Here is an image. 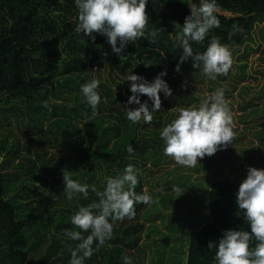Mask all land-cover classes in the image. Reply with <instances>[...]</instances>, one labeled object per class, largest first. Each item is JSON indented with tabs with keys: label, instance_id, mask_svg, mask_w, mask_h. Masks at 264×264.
<instances>
[{
	"label": "trees",
	"instance_id": "trees-1",
	"mask_svg": "<svg viewBox=\"0 0 264 264\" xmlns=\"http://www.w3.org/2000/svg\"><path fill=\"white\" fill-rule=\"evenodd\" d=\"M190 3L199 6L200 0H147L148 28L150 30L162 28L164 31L159 34L154 44L149 43L146 38H141L133 44L129 43L124 50L126 58L120 59L119 55L112 51L107 37L93 33L95 36V42H93L91 37L75 31L79 23V10L74 0H0V104L17 100H41L42 92L52 88L56 89L57 85H62L61 81H64L63 84L65 83L67 88L76 91L75 102L78 103L83 95L81 85L88 82L86 78L92 77L91 71L100 73L101 68L109 69V80L111 79L115 84H117L114 77L116 74L122 79L125 74H135L143 76L149 82L165 71L166 73L184 71L198 74L202 67L193 69L191 58L180 65L179 72L175 70L182 55V49L174 47L172 38L181 31L185 17L190 15L188 5ZM216 3L220 8V12L217 13L220 27L210 30L202 44L193 42L194 53L206 51L213 37L218 38L221 44L240 45L245 40V36L250 34L254 28L256 20L264 19V0H216ZM173 22L181 27L175 26ZM233 24L241 26L244 32L236 34L230 40L228 33L232 30ZM148 61H151L152 65L145 67ZM167 76L168 74L163 77ZM96 78L101 81L98 89L101 102L97 107L98 114L95 118H89L91 108L87 102L83 104V109H76L75 112L62 110L71 121L73 118H85L86 130L98 131L97 133L101 131L99 133L100 145L92 157L103 170L108 172V176L107 174L101 176L105 186H102L101 180L96 179L95 176L85 180V183L89 185V192L87 199L83 197V194L78 199V205L82 207L98 202L99 198L92 191L93 187L98 191H103L107 178L121 175L127 165H134L133 160L137 159L135 167L140 169L152 158V155L156 156L161 151L160 145L146 138V132H136L134 124H130L125 129L126 136H119L117 144L109 147V137L111 134L118 133L123 121L127 120V112L123 105L120 107L117 103L118 98L114 89L107 82L102 81L99 76ZM125 88L128 89L126 86ZM63 90L62 88L60 96L73 93ZM160 96L161 100L166 99L163 93H160ZM146 101L151 106L152 101ZM167 105L173 107L174 102ZM103 109L110 113L116 110L120 118L115 115L111 117L120 119L121 122H110L107 127H104V118L110 114L103 113ZM158 115L161 116V114ZM57 126V131L62 132L68 141H71L73 133H76V138L81 139V143L86 139L76 124L63 118L57 121ZM69 130L73 132L71 135L68 133ZM94 140L92 136L89 141L92 144ZM258 141L264 149V118L259 128ZM76 144L77 142L74 141L72 146ZM129 145L134 149L131 155L127 151ZM150 148H155L154 153L149 151ZM86 155L82 151L77 152V157L80 159H85ZM52 159L48 160V156H45L43 164L50 165ZM68 159L74 162L71 155H68ZM110 161L112 163L119 161V167L116 168L112 163L109 164ZM6 164V159L0 163V264H31L32 259L27 249L29 238L26 234L29 222L19 212L21 208H19L16 197L8 198L9 189L4 173ZM153 164L157 166L158 160L155 159ZM68 170L75 179L78 175L76 168H68ZM88 170L89 167H87ZM138 180L139 184L135 191L137 194H145L140 174H138ZM242 181L243 179L239 178H222L211 183L205 201L210 219L199 229L191 232L185 264H216V248L209 249V242L218 246L225 230L251 232L250 224L246 222L244 213L239 211L236 204V194ZM23 192L30 193V186L24 187ZM33 200L36 202V211L40 216L42 215V218L45 212L51 211L49 204L53 203L52 199L40 196L39 198L33 197ZM147 208L148 205L137 204L134 219L125 218L123 221L115 222L113 237L106 241L110 245L100 247V250L104 247L103 257L98 261L100 264H124V256L134 260V249L140 241L138 232L142 223L141 219ZM69 213L75 215L77 212L70 210ZM31 215L33 220L30 221L34 223L32 227L38 226L39 223L46 226V223L41 217L36 216L33 210ZM58 221L55 225L58 232L54 236V244L49 247L42 258H39L42 261L40 264H69L71 253L66 245L71 244L75 248L80 243V241H72L64 237V230H81L75 227L72 221L69 223L63 220ZM81 234L86 238L90 232Z\"/></svg>",
	"mask_w": 264,
	"mask_h": 264
},
{
	"label": "rangeland",
	"instance_id": "rangeland-1",
	"mask_svg": "<svg viewBox=\"0 0 264 264\" xmlns=\"http://www.w3.org/2000/svg\"><path fill=\"white\" fill-rule=\"evenodd\" d=\"M228 46L235 63L227 76H218L211 80L203 75L202 69L198 74L184 71L167 73L168 76L162 79L172 89V96L162 100V108L158 112H153L154 119L151 124L143 122L134 124L136 132H146V138L160 145L161 151L156 156L152 155V158L139 169L143 190L153 198L158 197L159 203L149 204L144 211L138 232L140 241L134 249L136 261L132 260L133 264H185L191 232L199 229L210 219L205 201L211 183L222 178L245 180L249 167L264 170L262 153L264 149L258 141L259 128L264 118V19L256 20L254 28L245 36L242 44ZM91 72L92 77L86 78L87 81L99 76L102 81L107 82L115 91L117 103L120 107L123 105L125 111L126 108L139 107L136 104H127L128 98L132 95L131 82L127 81L128 74H125L123 79L117 74L114 75L117 83L115 84L109 80V69L101 68L100 73ZM61 82L62 85H57L56 89L42 92L41 100H17L0 104V163L5 159L7 161L4 173L9 189L8 198L16 197L21 208L19 212L29 222L26 234L29 238L27 249L32 259L31 264H40L42 261L39 258H42L54 244V236L58 232L55 225L58 224V220L71 222L74 215L69 211L78 212L82 207L78 205V199L82 194L72 201L66 198L62 169L69 171L68 168H76L78 175L75 180L82 184L92 176L98 180H101L103 174L108 176V172L92 157L100 145L101 131L97 133L98 131L86 130L85 118H73L71 121L62 111L75 112L76 109H83L86 101L82 95L80 101L76 103V91L67 88L66 84H63L64 81ZM185 83L186 90L182 87ZM62 88L63 91L73 93L60 96ZM217 89L224 90L225 99L229 102L236 125L234 129L237 133L236 140L211 157L206 156L202 160L198 158L199 164L195 168L178 165L171 157L164 155L165 144L160 132L176 118L177 109L198 107L201 100L207 99ZM140 100L143 103L149 98L140 95ZM172 102L173 107L167 105ZM103 113L110 114L104 118V127L110 122H121L120 119L111 117L115 115L120 118L116 110L110 113L103 109ZM62 118L76 124L78 130L84 133L86 139L83 143L80 138H76V133L70 130L69 135L73 133L71 141L66 140L62 132L57 131V121ZM130 124L133 123L128 119L123 121L118 133L111 134L109 147L117 144L119 136H126L125 129ZM92 136L95 140L91 144L89 140ZM74 141L77 144L72 146ZM79 151L87 154L85 159L77 157ZM149 151L154 153L155 148H150ZM100 154L103 156L101 152ZM68 155L73 157L74 162H70ZM45 156H48V160L53 158L50 165L43 164ZM155 159L158 160L157 166L153 164ZM135 161L133 160L134 166ZM118 162L110 161L109 164L112 163L118 168ZM101 185L105 186L102 180ZM27 186H30L31 192L26 194L23 188ZM40 196L53 200V203L49 204L51 211L47 213L44 211L43 218L36 211V202L33 200V197ZM32 210L36 216L41 217L46 226L39 223L38 226L32 227L33 222L30 221L33 220ZM107 245L110 244L105 242L103 246ZM92 247L93 255L90 259H85L84 264H100L98 261L103 257L104 247L97 250L95 242ZM79 255H82V252Z\"/></svg>",
	"mask_w": 264,
	"mask_h": 264
},
{
	"label": "clouds",
	"instance_id": "clouds-1",
	"mask_svg": "<svg viewBox=\"0 0 264 264\" xmlns=\"http://www.w3.org/2000/svg\"><path fill=\"white\" fill-rule=\"evenodd\" d=\"M74 3L79 10V23L75 31L91 37L93 42V33L107 37L112 51L120 59L126 58L124 50L129 43L146 38L149 43L154 44L159 34L164 31L162 28H148L147 0H74ZM188 5L190 15L185 17L183 26L173 22L175 26L181 27V31L172 38L174 47L182 49L175 70L179 72L180 65L191 58L192 68L202 67L203 75L207 78L215 80L218 76H227L235 63L228 45L221 44L218 38L213 37L206 51L194 53L192 48L193 42L202 44L210 30L220 27L217 17L220 8L216 0H200L199 6L195 3ZM243 32L241 26L233 24L228 38L231 40L233 36ZM151 65V61L145 63V67ZM166 74V71L161 72L152 82L135 74L127 76V81L131 82L132 93L127 104L139 105L133 109L126 108L127 119L133 124H151L154 119L153 112L162 108L160 93L165 98L172 96V89L162 79ZM100 83V79L93 77L81 85L83 97L91 108L90 119L98 114L97 107L101 102L98 92ZM182 87L186 90V83ZM140 95L147 96L152 101L151 106L147 101L141 103ZM177 111L178 115L162 129L160 137L165 144L164 155L171 157L178 165L195 168L199 164L198 158L202 160L206 156L211 157L236 140L233 113L223 89H217L207 99L201 100L198 107H180ZM127 151L130 155L134 153L131 145ZM139 171L129 164L121 175L107 178L103 191L92 188L99 198L98 202L80 207L72 217V224L81 231L64 230V237L80 241L75 248L71 244L66 245L71 253L69 264H84L85 259H90L94 242L98 250L107 240L112 239L115 222L125 218L134 219L137 204L159 203V198L146 194V190L145 194L136 193ZM63 180L64 192L69 201L78 198L80 194L85 199L88 198L87 183L82 184L73 179L70 171H63ZM236 204L239 211L244 213L246 222L250 224L251 232L225 230L218 246L209 242L208 248H216V264H264V170L248 168L247 178L242 181L236 194ZM82 232L90 234L85 238ZM81 252L82 255H79ZM123 261L124 264H132V259L128 256H124Z\"/></svg>",
	"mask_w": 264,
	"mask_h": 264
}]
</instances>
